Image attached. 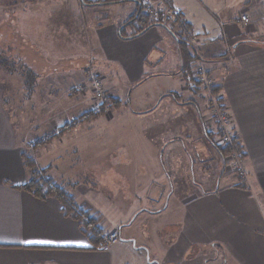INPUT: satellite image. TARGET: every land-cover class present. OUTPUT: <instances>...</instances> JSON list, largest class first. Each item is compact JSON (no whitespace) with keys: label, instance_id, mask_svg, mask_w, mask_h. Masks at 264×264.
Segmentation results:
<instances>
[{"label":"crops","instance_id":"0c3cea01","mask_svg":"<svg viewBox=\"0 0 264 264\" xmlns=\"http://www.w3.org/2000/svg\"><path fill=\"white\" fill-rule=\"evenodd\" d=\"M92 1L86 0L90 4L86 5L83 0H51L47 6L33 0L30 7L44 5L73 35L82 29L84 22L76 26L77 18L87 7L114 12L115 19L101 26L94 19L90 52L106 73H124L127 89L134 91L124 105L133 107L139 145L133 147L134 161L120 163L121 169L134 171L133 179L127 184L122 179L116 196L98 186H84L75 198L100 218L99 224L107 229L105 235L117 230L121 241L108 250H98L80 223L64 213L60 201L43 200L20 189L28 174L24 146L15 138L9 145L0 143V264H264V40H253L264 22V0H169L190 27V45L196 55L193 68L201 66L209 72L232 120L230 129L242 147L245 176L229 172L215 180L216 186L210 182L208 189L204 175L199 177L197 172L199 165V170L203 167L198 147L207 139L204 130L206 139L200 135L202 140L196 145L192 143L195 132L179 128L169 135L162 128L167 119L172 120H164L174 113L172 107L189 113L194 107L185 104L191 100L190 93L198 96L194 95L197 90L191 92L187 87L190 46L182 49L161 26L122 39V31L124 37L137 34L139 28L134 26L121 28L139 11V5L94 6ZM244 14L249 24L242 21ZM33 16L42 18L43 14L39 11ZM117 78L102 76L101 80L114 84ZM164 107L170 108L169 113ZM160 110L162 114L157 115ZM144 120L156 130L144 129ZM199 120L204 126L203 117ZM207 132L214 135L216 146H223L217 126ZM141 133L146 145H141ZM174 135L180 140H173ZM118 147L129 153L124 146ZM213 152L220 154L216 149ZM186 167L188 173H183ZM194 169L198 175L194 193L184 195ZM208 246L219 253H201Z\"/></svg>","mask_w":264,"mask_h":264},{"label":"rangeland","instance_id":"374dc122","mask_svg":"<svg viewBox=\"0 0 264 264\" xmlns=\"http://www.w3.org/2000/svg\"><path fill=\"white\" fill-rule=\"evenodd\" d=\"M32 1L0 0V143L9 145L16 138L17 144L24 146V153L34 156L37 169H47L48 176L74 196L84 186H98L103 192L116 196L119 186H123L122 179H125L127 184L134 174V171L126 170L127 167L121 169V164L134 161L133 147L139 145L135 131L137 121L132 117L133 107L124 105L128 103L130 93L134 91L127 89L124 83L125 75L120 71L117 73V82L121 85L101 80L102 76L112 78L117 75L114 70L108 74L101 69L103 67L100 66L99 59L90 52L94 19L98 20L97 24L101 26L102 22L108 23L115 19L114 12L87 7V10L78 16L77 25L75 24L78 26L79 21L84 22L82 29L79 30L78 27L79 33L73 35L68 31L69 28L63 27L59 19H54L44 5L31 8ZM42 1L48 6L51 0ZM127 4L129 3L124 5ZM167 4L169 5L168 0ZM39 11L43 14L42 18L32 17ZM86 30H89V36L86 35ZM257 30L253 40H264V22ZM190 50L195 53L191 45ZM170 56H173L172 50ZM97 71L100 74H97ZM98 82L101 86L96 85ZM101 93L103 95L99 97ZM192 97L194 96L190 93V98ZM209 99V95L203 91V97H196L194 100L200 116L195 107L189 108V113L185 109L182 112L181 109L172 107L174 113L164 118L172 120L167 119V125L162 128L168 131L169 135L179 128H187L198 136H195L192 142L197 145V141L202 140L200 135L206 139L199 117H203L209 131L215 128V123L211 120ZM86 111H96L102 115L87 119L75 130L57 137L47 146L33 147L37 140ZM169 111L170 108L166 113ZM159 114H162L161 110L157 112V115ZM157 115L154 114L155 117ZM144 125V129L152 127L151 129L156 130L151 122L144 120ZM160 125L164 126L161 122ZM152 136L157 141L160 140L156 132L152 133ZM143 137L141 133V145H146V141L142 143ZM175 137L174 135L172 139L180 140ZM206 141L207 139L203 147H198V151L201 150L199 156L204 161L202 169L199 170V165L197 172L199 177L204 175V184L208 189L210 182L214 181L216 186L218 183L215 180L232 171L226 168L227 158H224L221 152L215 153V158V149ZM118 146H124V150L129 153L118 151L121 149ZM116 148L118 149L115 150ZM92 163L95 164L89 166ZM188 170L186 167L182 172L188 173ZM26 172L29 179L32 173L27 169ZM197 172L194 169L191 173L192 182L187 180L188 191L184 195L194 193L193 182L197 183ZM229 174L233 175V172ZM80 183L81 186L75 185ZM208 247L201 253H219L216 249Z\"/></svg>","mask_w":264,"mask_h":264},{"label":"trees","instance_id":"16d2710c","mask_svg":"<svg viewBox=\"0 0 264 264\" xmlns=\"http://www.w3.org/2000/svg\"><path fill=\"white\" fill-rule=\"evenodd\" d=\"M84 4L90 5L86 2V0H83ZM125 2H135L139 5V11L136 12V14L130 18L125 24L124 27H122V30H125L127 28V25L134 26V28L137 29L138 32L134 36L130 37H124L123 31L121 32L120 37L122 39H132L135 37H138L145 33L150 27L154 26H161L166 29L174 36L175 40L179 43L182 49H185L184 47L188 48L190 46L191 41V34H190V27L188 23L183 22V16L182 14L175 9L176 13V19H175V27L176 32L172 30V28H168L167 26L161 25L160 23L154 21L148 13L145 11V7L143 6L141 0H94L91 2L94 6H108V5H115V4H122ZM168 3L170 4L169 0ZM171 5V4H170ZM172 7V5H171ZM173 8V7H172ZM192 56H188L186 59L187 61V67H189V75H192L193 73V60L196 57L195 53H192L191 51H187ZM25 70V69H24ZM185 70V68L183 69ZM94 71V70H93ZM27 72V70L25 71ZM194 95H200L203 93V91L199 87V82H194V87L192 88ZM220 90L217 87H214L213 94L215 97H218ZM192 97V99L185 104L193 105L197 112H199V109L197 105L194 102V99L196 97ZM176 99L177 96L175 95ZM111 100H113L111 98ZM118 101V99H117ZM219 101L222 102V99L219 98ZM104 109V108H103ZM102 115L100 112L96 111H86L82 113L79 117L73 119L72 121H67L63 125L57 127L56 131L51 132L50 134L46 135L40 140H37L36 143L33 145V147L36 148H42L44 146H47L51 144L57 137H61L67 133H69L72 130H75L77 126L85 122L87 119ZM205 126V124H204ZM203 126V130L205 132V135L208 139V142L214 146V148L217 151H220L223 156L225 157L227 154H230L231 150L228 146H216L215 143H213L214 135L211 133H208L206 128ZM219 134L222 135V132L219 130ZM233 147L234 149L239 153V155L242 157V147L238 141V138L235 136L233 139ZM226 151V153H224ZM24 165L25 168L28 171H31L32 174H30V178L26 181V183L20 187V189L27 191L28 193L32 194L33 196L46 200L48 198H56L58 201H60L63 211L66 215L72 217L73 219L77 220L80 223L81 229L83 233L86 235L88 239L93 243L95 247L98 246V244L104 239L106 234V228L101 226L99 224L100 218L92 216L89 212H87L84 208H82L80 205H78L75 196L67 191L62 185H57L55 183L54 179L48 176V170L43 169L40 170L37 169V163L34 158V156L28 155L27 153H24ZM38 170V171H37Z\"/></svg>","mask_w":264,"mask_h":264},{"label":"built area","instance_id":"2783aa9c","mask_svg":"<svg viewBox=\"0 0 264 264\" xmlns=\"http://www.w3.org/2000/svg\"><path fill=\"white\" fill-rule=\"evenodd\" d=\"M145 11L148 15L156 22L168 25L169 27H175L176 13L175 9L167 4V0H141ZM242 20L245 24H249V16L244 14ZM183 22L187 23L185 19ZM187 87L192 90L194 87V82H199V87L202 91H206V94L209 95L210 102V111L212 113L211 120L215 126L218 127V130L222 132L221 143L223 146H228L231 150L227 158L226 168L232 171L238 176H245L243 158L233 147V139L235 137L234 132L230 129L232 120L228 114V110L224 104L219 101V97H215L212 93L214 87L213 81L210 78V74L201 66H196L193 68L192 75L188 77ZM97 86H101V83H97ZM103 94L101 93L99 97ZM210 121V120H209ZM120 241V234L117 230H114L107 235L104 239L98 244V250H108L111 247L117 245Z\"/></svg>","mask_w":264,"mask_h":264},{"label":"bare ground","instance_id":"6f19581e","mask_svg":"<svg viewBox=\"0 0 264 264\" xmlns=\"http://www.w3.org/2000/svg\"><path fill=\"white\" fill-rule=\"evenodd\" d=\"M243 21V20H242ZM164 25V24H163ZM165 26H167L168 28H170L168 25H165ZM110 102V101H109ZM222 103V102H221ZM223 104V103H222Z\"/></svg>","mask_w":264,"mask_h":264}]
</instances>
